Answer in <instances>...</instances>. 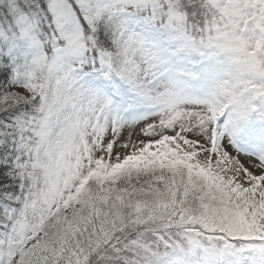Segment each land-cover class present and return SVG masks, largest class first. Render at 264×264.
Returning <instances> with one entry per match:
<instances>
[{
  "label": "snow or ice",
  "instance_id": "1",
  "mask_svg": "<svg viewBox=\"0 0 264 264\" xmlns=\"http://www.w3.org/2000/svg\"><path fill=\"white\" fill-rule=\"evenodd\" d=\"M0 264H264V0H0Z\"/></svg>",
  "mask_w": 264,
  "mask_h": 264
}]
</instances>
